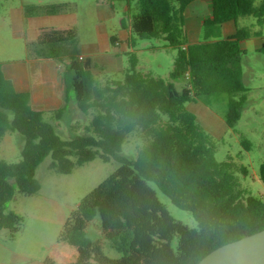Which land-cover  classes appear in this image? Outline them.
<instances>
[{
  "label": "trees",
  "instance_id": "16d2710c",
  "mask_svg": "<svg viewBox=\"0 0 264 264\" xmlns=\"http://www.w3.org/2000/svg\"><path fill=\"white\" fill-rule=\"evenodd\" d=\"M134 1L137 13H130V8L127 12L133 38L161 39L165 48L175 51L168 79L140 73L135 54L127 53L123 79L99 82L90 60L78 59L75 35L32 48L25 43L28 58L63 65L66 94L72 95L82 114L93 112L81 136L61 140L46 115L59 120L64 108L51 112L31 108L29 93L14 90L0 63V142L7 133L24 139L18 162L0 160V231L13 235L21 226V219L6 205L15 188L24 196L39 191L35 170L45 158L51 160L48 169L60 175L94 159L114 160L120 166L78 205L84 224L66 238L76 251L74 264H197L216 248L264 230V199L252 196L236 176H244L245 169L228 158L215 160L212 137L186 109L188 103L207 106L209 98L226 95L222 119L233 129L246 100L240 66L244 52L239 43L259 37L264 0H210V18L202 22L203 41L195 44L187 43L183 30V14L195 0ZM71 9L67 3L28 5L23 13L30 18ZM246 17L254 19L256 31L237 27L232 36L221 39L222 24ZM120 26L124 27V19ZM257 53L264 56V43ZM179 81L184 85L177 91L174 83ZM129 135L142 143L134 160L120 154ZM240 144L248 150L246 141ZM258 181L264 184V163L259 166ZM148 183L176 208L190 212L197 229L175 221ZM95 219L101 238L121 258H106L101 240L87 238L85 229Z\"/></svg>",
  "mask_w": 264,
  "mask_h": 264
},
{
  "label": "rangeland",
  "instance_id": "374dc122",
  "mask_svg": "<svg viewBox=\"0 0 264 264\" xmlns=\"http://www.w3.org/2000/svg\"><path fill=\"white\" fill-rule=\"evenodd\" d=\"M131 1L130 13L135 14L137 5L134 0ZM2 3L3 0H0V21L4 14ZM243 19L254 25L252 17ZM1 31L3 28L0 26V33ZM259 31V38L264 40V26L259 28ZM3 36L4 34L2 39ZM59 38L60 35L57 34L49 35V39ZM28 45L32 48L43 46L44 43L29 42ZM165 45L161 39H144L137 40L134 46L135 56L141 61L147 59L150 63L151 75L162 79H168L175 56V51L164 48ZM24 46L22 36L15 35L14 44H5V48L12 50V56H3V48L0 47V61H15V67L20 66L25 60ZM152 47L156 48L154 53L149 50ZM123 62L126 69V57H123ZM240 66L246 100L233 129L227 128L222 119L226 110V95L213 96L207 101L208 109L217 118L218 123L214 118H210L208 110L194 114L199 120V125L215 143V160L221 162L228 158L237 166L243 167L245 175L236 174L241 186L252 196L264 199V184L258 181V169L264 163V56L247 48L241 56ZM124 71L105 77L98 70L95 77L99 82H104L107 78L120 81ZM181 85L182 82H176L177 91L181 89ZM235 99H238V96H235ZM195 108L197 107L194 106ZM92 114V111L82 114L75 107L59 120H50V115H46V118L53 124L60 139L69 141L84 134ZM5 136L0 142V160L8 163L18 162L24 139L17 133H7ZM240 140L249 144L248 150L241 146ZM141 146L138 137L129 135L121 147L120 154L134 160ZM50 161L49 157L45 158L35 170V178L40 185L35 195L24 196L13 184L14 196L7 203L6 210L21 219V226L13 235L8 230L0 231V264H74L76 251L67 245L66 238L70 231L84 224L78 205L120 166L114 160L103 163L94 159L75 167L68 175H60L48 169ZM148 186L153 189L159 202L175 221L188 229H197V223L190 212L176 208L152 183H148ZM85 232L88 239L101 240V250L106 258H121L122 254L101 238L97 219L87 225Z\"/></svg>",
  "mask_w": 264,
  "mask_h": 264
},
{
  "label": "crops",
  "instance_id": "0c3cea01",
  "mask_svg": "<svg viewBox=\"0 0 264 264\" xmlns=\"http://www.w3.org/2000/svg\"><path fill=\"white\" fill-rule=\"evenodd\" d=\"M61 3L69 4L72 9L59 15L30 18H26L23 13L24 6ZM131 3V0H3L1 6L4 14L0 21V26L3 28L0 33L2 55L6 58L12 56V50L5 48V44H14L15 35L22 36L24 43L41 41L44 44L50 41L49 35L51 34L60 35L57 39L59 41L75 35L79 57L83 60H90L94 75L98 70L105 77L119 74L126 70L123 62L125 54H135L132 45L136 44V40L131 34L130 19L127 14ZM210 13V0H195L187 6L183 14V30L188 44L203 41L202 22L210 18ZM122 19H124V27L120 26ZM248 26L252 31L257 30L253 24L246 22L243 18L235 22H226L220 27L221 39L232 36L237 27L248 28ZM111 38L114 39L113 45L110 44ZM262 43L264 40L252 36L241 41L239 46L243 52H246L247 48L257 52ZM149 50L154 53L156 48L152 47ZM136 59L137 70L142 74L151 75L148 60L141 61L137 57ZM0 63L4 77L12 83L14 90L29 93L31 108L43 112L64 108L61 116L63 118L76 107L72 95L65 92L61 78V65L58 62L28 58L25 52V60L20 66L15 67V61H0ZM183 85L182 82L181 88ZM187 105L186 109L192 114L207 112V110L210 112L208 106L199 101ZM194 106L197 108L194 109ZM209 116L217 123L219 122L211 112ZM196 120L199 122L197 117ZM5 138L6 136L3 139Z\"/></svg>",
  "mask_w": 264,
  "mask_h": 264
},
{
  "label": "water",
  "instance_id": "95a60500",
  "mask_svg": "<svg viewBox=\"0 0 264 264\" xmlns=\"http://www.w3.org/2000/svg\"><path fill=\"white\" fill-rule=\"evenodd\" d=\"M197 264H264V230L216 248Z\"/></svg>",
  "mask_w": 264,
  "mask_h": 264
},
{
  "label": "built area",
  "instance_id": "2783aa9c",
  "mask_svg": "<svg viewBox=\"0 0 264 264\" xmlns=\"http://www.w3.org/2000/svg\"><path fill=\"white\" fill-rule=\"evenodd\" d=\"M181 50H185V46L181 47ZM79 60H82L81 57L78 58Z\"/></svg>",
  "mask_w": 264,
  "mask_h": 264
}]
</instances>
